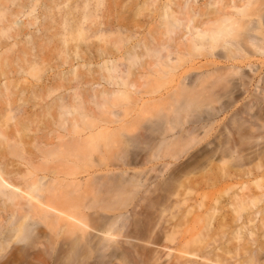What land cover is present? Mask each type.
<instances>
[{
  "label": "bare ground",
  "instance_id": "1",
  "mask_svg": "<svg viewBox=\"0 0 264 264\" xmlns=\"http://www.w3.org/2000/svg\"><path fill=\"white\" fill-rule=\"evenodd\" d=\"M81 1V5L79 4L80 6H78V3ZM81 1H78L77 4H73L75 6H73L71 3L70 5H72V7L70 8L71 10L73 9L72 13L71 11L66 12L69 8L64 11L66 13L62 11V15L60 13L61 16H58L59 20L54 18L55 13L50 14L48 9L49 7H45L46 11L42 13L45 15V17H48L47 19L49 20L52 19L51 15H54L53 21L51 22H54L55 25L53 23L52 26H50V21H46L48 22V25L43 24L41 31L43 30L42 32L46 34L52 28L54 29L53 33H51V37L55 36L57 38L59 36L63 41V46L65 47H63L61 50V54L64 52V55L68 56L71 54L69 53V49H72V52H74L72 54L76 58L80 57V59L83 58L84 60L94 59L99 61L95 64V67L92 66V68L88 66V68L83 70V72H80L79 70L82 68L84 69L87 65L84 66V64H80L82 65V68L79 69L78 64L77 66H74L69 72L62 71L64 73L61 72L60 76H57V79L55 78L56 76L53 77V80H51L52 82L50 83H48V80L51 78H47L48 82L45 81L46 84H39V88H42L41 91H39L40 89H35L34 87L36 86L30 85L31 83L29 84L33 87V89L30 88L31 92L28 91V95H33L30 97H33L35 102V97H37V99L41 98V101L42 98L44 99L49 98V96H53L49 100L47 99L48 101L44 99L47 101L44 105L42 102L43 100L41 101V106L39 104L33 103L34 105H38V107L40 106L39 108L42 109H39L41 111V115L39 114V111H37V115L39 114L40 118L43 115L42 117L45 119L41 118L42 121H40V118H37L41 123L36 119L35 121L33 120L32 115L34 116L35 114L36 106L30 102L33 101L31 100L32 98H30V101H28L30 105L32 104L35 107L31 108L34 112L28 107L29 103L27 100L26 101L28 104L26 101H24L20 105H15L14 102L11 101L9 98L11 94L9 93L13 92L12 90L10 92V88L12 89V87L10 86L11 83L9 84V82L12 81L8 82V79H5L3 84H0V138L2 139L0 140V251H5L12 242L15 244L18 243V241L21 243L22 241L26 240V238L30 237L29 235H31V232L36 228L33 226L36 224H41V226L45 227H42V229H46V231L39 227H37V230L39 228V230L41 229L42 232L44 231V233L47 232V234L52 235H48L52 237L51 239H55L57 236L60 237V239H64L67 237H64V234L67 233L69 235L67 237L69 240L66 242L69 244V250L67 249V246H65L66 243H64L62 245L66 247L64 251L67 249V254L65 252L62 253H65L66 255L64 262L67 260L68 264H70V262L73 261L72 259H75V257L77 259V257H79L82 252H84V254L88 253L89 251L92 252L90 249L92 246H94V243L91 245V241L93 242L94 239L92 240L91 238L93 237L91 236L94 235L93 232L96 231L94 229L98 226L99 227L94 235V242H96V239H98L96 237L100 238L98 241L102 239L101 237L108 238L109 240L112 237L114 238V234H120V232H115V227L120 222V224L122 225L123 223L124 226V220L127 217H125L126 214L124 212L123 214L121 210L127 206L128 198L133 196V198L135 197L141 202L137 200L139 204L136 202L133 205H136V210L134 211L133 207L131 209L133 210L132 212L135 217H132V220L130 221H132L134 225L130 221L129 223L134 226H132L134 228L132 231H136L135 234L138 235V237H132L135 238L136 241V237L139 241L142 240L137 242L142 244V248L146 246V251L140 252L142 250L140 249L141 247L138 248V244L136 245L135 243H131L133 242L131 240L134 239L128 238L129 236L127 234L126 235L128 237L125 235V238L129 239L128 243L131 241L130 243L132 245L135 244L137 246L138 251L135 249V251L133 250L136 256L138 255L137 253H140L137 257L138 260L135 258V255H133L135 260L133 258L132 260L138 264H151L152 259L154 260L157 257L156 260H158V258H160V256L158 257L159 246L157 245L158 249L156 248L157 250H155V253L157 252L156 256L155 253H152L154 258H152L153 256L151 253H149L151 249H149L150 247L148 246L153 244L152 246L154 247L155 243H160V247L165 245V249L170 247L167 245V243L173 242V235L174 232H176L174 231L176 228L175 226L178 225L180 219L183 220V216L185 214V210L183 209L187 207L184 205L186 204L187 198L191 196L190 193L192 188L194 189L201 187L203 184L205 186H213L216 184L215 182H226V180L236 178V176L240 178L241 176H245L247 178L253 176L255 178L250 182L251 184L248 182L242 184L239 187L241 192L235 194L233 193L234 195L232 194V201L229 202L231 203V207H229L231 208V214H229L231 221L229 220L230 222H226V220L229 218L227 213L230 210L226 213L228 218L226 220L223 219L225 221L224 222L219 221L220 219L222 220L221 217H219L220 219H217L219 216L217 213L219 211H217V209L219 207L217 208L216 206V209L215 206L212 207L211 210L209 209V212H206L207 218H205L206 216H203L204 219L202 220L204 224L205 222L206 224L204 225L202 223L201 226L199 225V229L196 230L195 233L193 232L194 234L193 237L191 236L192 238L185 241L183 239L182 241L184 242L179 240L176 247H178L177 251L181 254L180 256H174L175 258L173 259L180 261L179 259H183L181 257L185 254V256H204L201 258L207 257V259L210 257L211 259H209L211 261L213 259L214 262L218 264H262L261 261L264 260V218L262 217L264 215L262 216L261 214H264V208L262 205L260 208L258 204L260 202L264 203V141L263 144L261 143L262 145H257V148L254 149L251 148L256 147V145H251L252 147H249L247 146V143H249V139L251 140L255 133L260 131L264 132V117L261 118L264 115V108L260 107L261 110H257L259 108H255L253 111L252 105L248 104L249 100L246 102L245 100L247 99L245 98L250 99L252 104H260V97H262V100L264 101V65L256 66V64L252 63L250 59L257 55L264 57V0H132L129 7L135 9L140 8L139 10L145 7L153 9L150 11L155 12V17L158 19L157 28L154 31L151 29L148 37L141 36L138 37V40L136 38L137 41L133 44H131L130 40L133 41V38L134 36L136 37V35L131 34V31H127L130 33L129 35L127 34L125 30L126 28L124 29L125 24L120 19V15L118 13L121 10L119 8L126 4V1L125 3L123 2L124 4L121 3L122 0H109L108 3L104 0H92L94 3H92L91 0ZM24 3L22 2V4H18L21 10L24 7L27 8L26 4L28 2L23 5ZM45 3L46 2H44V4ZM28 4L30 5L31 3L29 2ZM32 4L34 5H30V7L31 9H34L35 3ZM51 4L54 5L52 6ZM51 4H49L51 9L54 7L59 8L58 0H51ZM0 6L2 5L0 4ZM77 6L80 8L77 9ZM74 9L78 10L80 13H76L75 11L76 16L77 14L78 16L80 15L77 19L75 18L76 16L74 17L75 14H73ZM123 9H125V6ZM0 10V15L3 16L0 18L4 19L6 11L1 8ZM139 10L137 12H139ZM24 11L25 10H23V13ZM21 12L22 11L17 14H21ZM29 13L31 14V12H28L27 15H29ZM12 15L10 14V17H12ZM69 15L70 17H68ZM256 16L261 18L262 21L255 22L253 17ZM13 17L17 16L14 15ZM45 17L44 19H46ZM10 20L11 19H9V21ZM88 20L90 21L89 23H94L92 27H90L91 24L86 26V21ZM11 22L12 24L16 25L15 29L18 27L20 33L24 32V29L27 27L29 28V26H27L28 23L29 25L36 23L35 21H30L31 23H26V28H24L25 26H23L22 21L17 18L13 19V21L11 20ZM5 25L7 26V24ZM31 26L33 27V25ZM58 26L60 27V31L57 29ZM126 27L128 29V24H126ZM9 29L10 28H8V30ZM0 30H3L2 32H4L5 28ZM10 30L13 29L11 28ZM128 30H130V28ZM88 32L90 34H88ZM125 32L127 35H124ZM256 32L257 34H255ZM16 33L14 34L15 36L17 35ZM24 34L29 35L26 31ZM73 34L76 36L75 38L72 37ZM91 36L96 37L99 41L94 45L84 44V49L86 50L81 53L80 50L84 46L82 42L88 40ZM48 37H50V35L46 36V38ZM69 39L75 40V44L73 46H69ZM47 40L49 41V39ZM20 41L23 42V40ZM23 52L24 55L22 57H24L25 60V57L29 52ZM2 53L5 54L4 52H0V55ZM69 57L70 56H68L67 59H69ZM33 58L35 62L36 60H41V58H37L36 56ZM35 58L37 59L35 60ZM28 60H26V62ZM33 62L29 60V62H27L28 65H26V68ZM67 63H69L68 60ZM34 65H31V68H35ZM254 66H256V68H253ZM19 67L23 71L24 66L16 67L18 68L16 72L21 74ZM51 67L53 68V66H50V68ZM28 68L31 69L30 67ZM190 69L198 70L199 72L194 73V75L192 73L193 76L189 77L188 72ZM4 70L5 69H3L1 75L7 76V73L6 71L4 72ZM12 70L13 68L11 71ZM11 71L10 74L13 72ZM158 80H168L174 84L170 86V88L167 89L163 94L158 96L148 95L152 94L153 92H147L145 88L147 83ZM252 81H258V84L255 85L256 87L254 91L251 89ZM54 83L58 85V87H56ZM229 86H232L230 90L228 89L230 88ZM61 87H63V89L65 87L67 92L64 94L54 95L53 92L57 91ZM25 89L29 90V87L28 89ZM25 89L24 91H26ZM21 93L23 94V91H21ZM21 93L20 95L22 97L27 92H25L23 95ZM52 93L53 95H51ZM227 93L230 97L228 100H226L229 98L227 97ZM142 94H147L149 98L143 100V96L145 95ZM19 96L18 100H21L23 97L21 98ZM223 96L227 98L224 99L222 98ZM241 96H243V100L245 99V103L242 102V107L238 108V111L232 110L233 112H236V114L243 113L245 115V118H243V114L238 115V117L235 115V117V113L232 112V116H234L233 118L245 120H243V125H241L242 122H240V125L238 126L240 128L237 127L239 120L237 125L232 124L233 121L236 122V119H232L231 126L229 125L230 123H226L225 128H227L228 131L226 132V129L224 128L226 132L225 133L224 130L221 129L224 134L219 132L221 131L219 130L218 132L220 133L221 137L217 133L216 137L218 139L215 140L216 137L214 138L216 141V144L214 142V147L217 148L216 146H218V148L216 150L214 148L213 151L211 149L213 146H211L212 142H207L208 145L206 146L208 147L210 145V147L208 149H206L205 146L204 147L207 151H209V153L206 155L205 153L207 151L201 149V151H205L204 156L206 158H203V161L192 158L193 155L191 157L192 161H187V163L180 162L177 164L175 163L176 165H170L168 162H166V160L165 162L163 161L164 163L162 162L163 164H161L165 167L166 172L163 176V179L160 181L161 184L165 185V189H163L162 186V190L156 189L157 186H159L157 182V185H154L156 188H147L148 185L146 182L148 180L147 183H149L150 179V176H148V171H152L154 166V163H152L151 160L158 161L163 160L166 157H175L174 155L170 154L172 153L171 148H174L175 145L178 146V144L180 148H178V151L177 149L175 150L177 151L176 155H180L178 152H181L182 155L183 152L181 150L183 149L185 152V149L189 148L188 145L193 141L195 134L197 133V127L193 124L188 125V120H190V123H195L193 119L195 112L198 109H204L208 111L210 110L209 113L211 112L212 115V113H214L213 110L221 112L222 110L231 109L237 102V99H239ZM220 98L224 99L222 100L223 102ZM25 99H27V97ZM15 101H17V99ZM139 101L141 102V106L138 107L136 110L137 112L135 113V109L133 107L136 106ZM176 102L178 103L175 106ZM257 104L254 105V107L259 105ZM90 105L92 108L94 105L96 110H94L95 107L93 109L90 108ZM151 105H161L162 108H155L161 109L162 111H167V114H171V117L167 116V114L166 117L159 116L163 119L167 118L165 119L167 123L160 118L163 120V122H165L164 125L166 126L162 127L163 129L161 128L157 132V145L152 141V150L148 148V150H151L152 155L149 156V158H144L142 162V159H139L141 164L139 163L138 166L141 165V167L137 169L135 167L137 166L136 160L131 159L129 156L127 157L126 144L130 142V137L128 138V134L125 133L123 127L126 124H128L126 127H130L131 124L136 125L135 121L140 120L138 114L140 116L143 115L142 113L145 111L146 107H150ZM130 106L132 107L130 108ZM114 107H124V110L130 108L129 112L131 113V111H134L133 113H135L136 118L138 117V119L133 116L130 118V120H126V122L124 120L123 123V117L120 118V114L114 111ZM152 107L153 106H151V108ZM99 109L101 111L104 109L103 112L108 111L109 113L107 112V114L112 115L114 120L111 119V121H108L107 118H102L97 113ZM188 109L194 111V114H192V112L189 110L190 115H194L193 119H191L192 115L189 118L187 117L189 114L186 113V110ZM151 110H153V108ZM162 111L157 114L158 119L159 114L166 113L164 111L163 113ZM208 111L204 112L208 113ZM240 111L242 113H240ZM260 111L263 112V115L261 116L259 115L261 113ZM197 112L204 113L202 110H198ZM18 115L21 116L20 121L17 119ZM37 115H35V117ZM211 115L208 117L211 118ZM208 117L205 119L203 117L202 121L206 122L209 119ZM197 118L198 117L195 118L196 121L199 120ZM9 119L10 121L13 120V125L11 126L12 129L9 127ZM150 119L152 120V118ZM201 119L199 121H201ZM30 120L33 121L31 122ZM36 121L40 124H36ZM43 121H45V127L41 126ZM173 122L177 123L178 125L174 124ZM111 123H117V125L113 128H110L108 124ZM38 125H40V127ZM134 125H131V127L134 128ZM176 126H179L177 131H175ZM133 128L132 130H136ZM122 129L124 131L123 133H125L123 135V144L125 146L121 147L122 156L118 157L115 163L114 161H111L114 163L113 165L110 162L114 169L112 168L109 170H104L107 172L102 174L103 176H99L98 173L94 174L98 170H92L93 168L91 167L101 165L103 161H94L96 163L95 165L94 162L92 165L87 163L88 161H91L92 153V149L90 150L87 147L89 141H93V137H96L99 135V133L104 134V131H107V133L112 130L119 132ZM232 130L238 131V134L240 133L242 137L241 135H239L240 137L237 135L236 137H233L232 135L234 133ZM115 132L114 134H116ZM228 132L233 134L230 135V138L232 137L231 139L226 140V135ZM132 134L136 135V133ZM235 134L237 133L235 132ZM141 135L143 134L139 132L137 133L138 138H140ZM223 135H225V137ZM222 136L225 138L224 140L222 139ZM259 136L261 135H258L257 137L259 138ZM22 137H24L26 142L24 139L21 140ZM141 137L145 138L144 136ZM149 141H151V139ZM148 142L146 143L148 144ZM92 144L93 143L91 142V145ZM147 144L146 146L149 147V144ZM154 145L156 146L154 147ZM91 147H93V145ZM167 148L170 149V153L168 152L169 150ZM197 152L196 153L198 155L200 151L198 150ZM197 155H195V157H198ZM201 155L203 156V154ZM9 156L12 158H9ZM199 157L201 158V156ZM146 159H149L151 163ZM147 164H150V166L148 167ZM200 170H203L202 173ZM81 172H87L90 179L92 178L93 187L91 188H93V190L90 188L91 192L89 191L88 186H86L90 184V182H88L90 179L88 177L84 180L78 178L77 175ZM145 185L147 186L145 187ZM252 185L254 188H257V192L250 188ZM85 186L89 192H86V189H84ZM104 187L105 189L103 190ZM227 187L230 186L228 185ZM230 189H224L225 191L223 192L227 194V190ZM79 192L80 195L83 194V196H81L83 198L82 201L85 199L88 200H85L87 202L83 201V203H80V201L79 204L81 205H77L78 200L81 198H77L76 196V194L78 195ZM92 192L98 199L92 198L94 197ZM217 193H220V191ZM215 197L217 196L215 195ZM88 198H91L90 201ZM92 199H94L95 202L97 201L101 203H94ZM216 203L218 204L217 201ZM97 204L102 205L99 206V209L101 208L102 211L108 212L106 214H104V212L101 210L100 212L103 214L97 213V211L92 212L94 210V205L97 207ZM91 205L93 209L90 212L88 210H91ZM81 206L84 210H80ZM109 211H111L112 214H109ZM186 211L188 212L187 209ZM251 214L254 216L252 217ZM257 214L261 215V224L259 225L260 228L263 229V238L261 239H257L258 237L254 238L253 234L255 231L253 232V230H249L251 228L248 226V223L254 221ZM92 216L96 219L99 218V225L97 224L96 226L94 224L95 218ZM130 217H128V220ZM238 221H241L242 223L238 225ZM190 222L192 221L190 220ZM233 222L236 224L232 230L230 228L233 225ZM92 223L94 224V229L90 225ZM129 223H127L128 226ZM180 223H182V221H180ZM227 226L229 227L227 228ZM88 228H90L92 232ZM127 228L131 229V226ZM124 229L126 233H128L127 229ZM88 230L91 232V234ZM242 230H245V232ZM226 231H228V234L225 233ZM62 233L64 238L61 237ZM229 234H231V236ZM255 235L256 232L254 236ZM38 236L37 238H39ZM248 236L252 237L249 238ZM45 237L46 236L44 234L41 236L42 239L44 238L47 240ZM50 237H47V244L49 241H52ZM176 238L178 237H175V240ZM135 240L134 242H136ZM233 240L238 243H233ZM44 241L40 243H46ZM64 241L65 240H63L62 243ZM80 241L82 243H80ZM101 241H103V239ZM96 243L98 244L99 242ZM96 243L95 245H97ZM163 243L166 244L164 245ZM216 243L218 244L216 247H214V244ZM101 244L103 245V243ZM131 244H129L130 247ZM211 244L214 245L212 248ZM249 244L254 245V247H249ZM136 246L133 247L136 248ZM10 247L12 246L10 245ZM98 247L99 246H97V248ZM147 249H149V251ZM124 252L126 253V251ZM146 252H148V254ZM161 254H163L162 251ZM130 262L132 261L130 260ZM135 262L134 264H137ZM155 262L157 261H153V263ZM128 264L130 263L128 262Z\"/></svg>",
  "mask_w": 264,
  "mask_h": 264
},
{
  "label": "rangeland",
  "instance_id": "2",
  "mask_svg": "<svg viewBox=\"0 0 264 264\" xmlns=\"http://www.w3.org/2000/svg\"><path fill=\"white\" fill-rule=\"evenodd\" d=\"M2 1V0H1ZM0 1V2H1ZM4 1H5V3H4ZM20 1V2H19ZM33 1V2H32ZM60 1V2H59ZM77 1V2H76ZM78 1H81V0H58V7L59 8H50V5L49 4H51V0H3L0 4L3 6H0V8L1 9H4V11H6L5 12V18L3 19H1L0 18V29H3V28H5V31L6 30H8V28H12L13 30H8L7 32H2L1 30H0V52H4L5 54H1L0 55V75H1V73H2V71H3V69H5L4 70V72L6 71V73H7V76H3V75H1L0 76V84H3V81L5 80V79H8V82L9 81H12V82H14V83H12V82H9V84H10V86L12 87V89L10 88V92H11V90H12V92L13 93H15V94H13V93H9V94H11L10 95V99H11V101H13L14 102V104L16 105H20V104H22V102H24V101H30V98H32L31 100H33V101H30V102H32V104L33 103H36V104H39L40 106H41V104H42V102H43V105L51 98V97H53V96H49V98H44V99H48L47 101L46 100H44L43 98H42V102L40 101V99L41 98H38L37 99V97H35V99H36V102H35V100H34V98L33 97H30V96H33V95H28L29 94V92H31V89H33V85L34 86H36V87H38V88H36V87H34L35 89H40L39 91H41L42 90V88H39L40 86H39V84H46L45 83V81L46 82H48V83H50V82H52L51 80H53V77H55L56 79H57V76H60V74H61V72L62 71H65V72H69L74 66H77L78 64V66H79V69L80 68H82L81 66L84 64V66L85 65H87V66H85V68L83 69H80L79 71L80 72H83V70H86L87 68H88V66H90V67H95L96 65V63L99 61V60H94V59H91V60H84L83 58H81V59H83V60H81L80 59V57H78V58H76L72 53H74V52H72V49H69V53H71L70 55H68V56H70L69 57V59H67V57L68 56H65L64 55V52H62V54H61V50L63 49V41H62V39L58 36L57 38L55 37V36H53V37H51L52 36V34L51 33H53V31H54V29L52 30H50L49 32H47L46 34L44 33V32H42L41 31V29H42V27H43V24H46V25H48V22H46V21H50V26H52V24L54 23V22H51V21H53V16H54V18L55 19H58L61 15H62V11L64 12L66 9H68L66 12H70L71 11V13H72V10H71V8L70 7H72V5L73 4H77L78 3ZM105 2H107L108 3V1L109 0H104ZM125 1H126V4H124L125 3ZM137 1V0H136ZM22 2L24 3L23 5H25L27 2L29 3H31L30 5H34V4H32V3H35V6H34V9L32 8L31 9V7H30V5L27 3L26 4V6H27V8L26 7H24L22 10L19 8V5L20 4H22ZM44 2H46L45 4H44ZM91 2L92 3H94V1H92L91 0ZM124 2V3H123ZM128 2V3H127ZM130 2H132V0L130 1V0H122V4H124L123 6H121L119 9H121L118 13H119V15H120V19L124 22V24H125V27H124V29L126 30V32L127 31H131L132 33L131 34H135L136 35V37L134 36V38H133V41H131L130 40V42H131V44H133V43H135L137 40H138V37H141V36H146V37H148L149 36V32H150V30L152 29L153 31L157 28V26H158V19H157V17H155L156 15H155V12H151L150 10H153V9H149V8H147V7H145V8H143V9H141V10H139V9H135V8H131V7H129L130 6ZM16 3H17V5H16ZM72 3V5H70ZM81 3H82V1L81 2H79L78 3V6H80L81 5ZM80 4V5H79ZM10 5V6H9ZM52 6L54 5V4H51ZM127 5V6H126ZM16 6V7H15ZM29 6V7H28ZM44 6V7H43ZM68 6V7H67ZM73 6H75V5H73ZM77 6V7H78ZM125 6V9H123V7ZM45 7H49L48 9H49V11H50V14L51 13H55L54 15H51V17H52V19H47L48 17H45V15L43 14L45 11H46V9H45ZM11 8V9H10ZM15 8V9H14ZM30 8V9H29ZM42 8V9H41ZM80 7H78L77 9H79ZM142 8V7H141ZM6 9V10H5ZM122 9H123V12H122ZM9 10V11H8ZM13 10H15V11H13ZM22 11L21 12V14H17V13H19L20 11ZM23 10H25L24 11V13H26V14H24L23 13ZM34 10V11H33ZM139 10V12H137ZM3 11V10H2ZM19 11V12H18ZM27 11V12H26ZM33 11V12H32ZM53 11V12H52ZM75 11H76V13L78 12V10H75L74 9V11H73V14H75L74 15V17L76 16V13H75ZM80 11V10H79ZM28 12H31V14L29 13V15H27L28 14ZM43 12V13H42ZM66 12H64V13H66ZM0 13H1V10H0ZM12 13H13V15H12ZM60 13H61V15H60ZM79 13V12H78ZM153 13V14H152ZM3 14H4V12H3ZM10 14L12 15V17H10ZM80 14V13H79ZM17 16V17H13V16ZM70 15H72V14H70ZM70 15L68 16V17H70ZM117 15V14H116ZM115 15V16H116ZM2 15H0V17H1ZM43 16V17H42ZM59 16V17H58ZM77 16H78V14H77ZM75 17L76 19L77 18H79V16L78 17ZM3 17V16H2ZM10 17V18H9ZM44 17L46 18V19H44ZM57 17V18H56ZM15 18H17V19H19L20 21H22V24H23V26H25L24 28H26V23H28V22H30V21H35L36 23H34V24H30L29 25V23H28V25L27 26H29V28L27 27L26 29H24V32L26 31V32H28V34L29 35H27V34H24V32H21L20 33V30L18 29V27H16V29H15V26L16 25H14V24H12V22H11V20L13 21V19H15ZM9 19H11L10 21H9ZM33 19V20H32ZM54 19V20H55ZM253 19H254V21L256 22V21H262V19L261 18H259V17H253ZM59 20V19H58ZM116 21H118L117 19H115ZM24 21V22H23ZM45 21V22H44ZM90 21L88 20V21H86V26H89L91 23H89ZM31 23V22H30ZM5 24H7V26L5 25ZM12 24V25H11ZM25 24V25H24ZM126 24H128V29L130 28V30H128L127 29V27H126ZM14 25V26H13ZM31 25H33V27L31 26ZM54 25H55V23H54ZM57 25V24H56ZM92 25H94V23L93 24H91V26L90 27H92ZM3 28H2V27ZM58 30L60 29V27L58 26V28H57ZM262 30V29H261ZM263 30H264V28H263ZM262 30V31H263ZM60 31V30H59ZM124 31V30H123ZM122 31V32H123ZM17 32V33H16ZM126 32L124 33V35H129L130 33H128L127 32V34H126ZM264 32V31H263ZM17 34L16 36H17V38H16V36L14 35V34ZM18 33H20V34H18ZM4 34H5V36H4ZM88 34H90L89 32H88ZM255 34H257V32L255 33ZM9 35V36H8ZM18 35H19V37H18ZM28 37H30V38H28ZM42 35V36H41ZM49 36L50 35V37H48V38H46V36ZM8 36V37H7ZM3 37V38H2ZM5 37V38H4ZM25 37H27L28 38V40H27V38H25ZM39 37H41V38H39ZM54 37H55V39H54ZM72 37L73 38H75L76 36H74V34L72 35ZM10 38V39H9ZM25 38V39H24ZM46 38V39H45ZM50 38H52V39H50ZM136 38H137V40H136ZM16 39V40H15ZM38 39V40H37ZM47 39H49V41L47 40ZM20 40H23V42L22 41H20ZM51 40V41H50ZM29 43H28V42ZM78 41H80V40H78ZM99 40L96 38V37H93V36H91L88 40H86V41H81L82 43H83V45L84 44H92V45H94V44H96L97 42H98ZM15 42H17V43H15ZM27 42V43H26ZM51 42V43H50ZM129 42V43H130ZM13 43V44H12ZM68 43L70 44L69 46H73L74 44H75V40H71V39H69L68 40ZM73 43V44H72ZM4 44V45H3ZM263 44H264V42H263ZM42 47V48H41ZM5 48H7V49H5ZM10 48V49H9ZM29 48V49H28ZM65 48V47H64ZM85 48V45L82 47V49L80 50L81 51V53L82 52H84V50H86V49H84ZM9 49V50H8ZM33 49V50H32ZM6 50H8V51H6ZM23 51H25V52H29V53H27V55H26V59L24 60V57H22L23 55H24V52ZM31 51H32V53H31ZM42 51V52H41ZM21 52H23V53H21ZM17 53H19V54H17ZM21 53V54H20ZM41 53V54H40ZM43 54V55H42ZM18 55V56H17ZM29 55H31V56H33V57H37V58H41V60L39 59V61L38 60H36L37 58H35V60H36V62L33 60L34 58L33 57H31V56H29ZM3 56V57H2ZM64 56H65V58H64ZM87 56V55H86ZM16 57H20V58H16ZM16 58V59H15ZM73 58H75V59H73ZM253 58V59H252ZM252 58H250L251 59V62L252 63H254V64H256V66L257 65H260V66H262V65H264L263 63H264V57H262V56H259V55H257V56H253ZM31 61V62H33L31 65L33 66H35V68H38V69H35L34 67V69L33 68H31L32 66L30 65V63H29V65L30 66H27V68H26V65H28V63L27 62H29V60ZM45 59V60H44ZM63 59H65V60H63ZM26 60H28L27 62H26ZM67 60L69 61V63H67ZM93 60V61H92ZM18 61H20V62H18ZM43 61H45V62H43ZM65 61H66V63H65ZM84 61H85V63H84ZM263 61V62H262ZM25 63H27V64H25ZM87 63V64H86ZM25 64V65H24ZM80 64H82V65H80ZM91 64V65H90ZM7 65V66H6ZM21 66V67H23V69L25 70V72H24V70L22 71L21 69H20V67H19V70H21L20 72H21V74L20 73H18V72H16L17 70H18V68H16L17 66ZM23 65V66H22ZM6 66V67H5ZM50 66H53V68L51 67L50 68ZM256 66H254L253 68H256ZM28 67H30L31 69H29ZM92 67V68H93ZM264 67V66H263ZM13 68V72L11 71V69ZM15 69V70H14ZM68 70V71H67ZM10 71L13 73H11L10 74ZM14 72H15V74H14ZM23 72V73H22ZM85 72V71H84ZM197 72H199L198 70H194V69H190L189 70V77H192L193 75H194V73H197ZM62 73H64V72H62ZM192 73H193V75H192ZM17 74V75H16ZM64 75V74H63ZM47 78L49 79V78H51V79H49L48 81H47ZM17 80V81H16ZM25 81V83L27 84H25L24 83V81ZM156 80V79H155ZM21 81H22V83H21ZM17 82H18V84H17ZM42 82V83H41ZM16 83V84H15ZM20 83V84H19ZM31 83V84H30ZM14 84V85H13ZM24 84V85H23ZM32 85V86H30V85ZM35 84H37V85H35ZM174 83L173 82H170V81H168V80H158V81H150L149 83H147V86L145 87L146 88V90H147V92L148 93H150V92H153L152 94H148V95H153V96H158V95H160V94H163L167 89H169L170 88V86H172ZM256 84H258V81H252V84H251V89L254 91V89H255V85ZM16 85V86H15ZM19 85V86H18ZM54 85L56 86V87H58V85H56L55 83H54ZM232 85V84H231ZM9 86V87H10ZM23 86V87H22ZM17 87V88H16ZM22 88V89H20V88ZM28 87H29V90H26L25 88H27L28 89ZM230 88H228L229 90L231 89V87L232 86H229ZM31 88V89H30ZM16 89H19V90H16ZM24 89L26 90V91H24ZM38 90H37V92H38ZM17 91H18V95H17ZM21 91H23V94L25 93V92H27V93H25L24 95H25V97H24V95L21 93ZM29 91V92H28ZM36 92V93H37ZM65 92H67L66 90H65V87H64V89H63V87H61V88H59L57 91H55V92H53L54 93V95H58V94H64ZM20 93L23 95L22 97H21V95H20ZM53 93L51 94V95H53ZM56 93V94H55ZM30 94H32V93H30ZM256 94H258V93H256ZM20 95V96H19ZM28 95V96H27ZM142 95H145V96H143V100H145V99H148L149 97H148V95L147 94H142ZM227 97H229V94L227 93ZM18 96L19 97H21L22 99L21 100H18ZM261 96V95H260ZM260 96H256V97H260ZM27 97V99H25ZM44 97H45V95H44ZM227 97H225V96H223L222 98H227ZM242 97V98H241ZM241 97H239V99H237V102L234 104V106L231 108V109H226V110H222L221 112H217V110H213V112L214 113H212V115H211V112L209 113V111L208 110H204V109H198V110H202L203 112L204 111H208V113L206 112H204V113H201V112H195V116L194 115H192V114H194V111H191L190 109H188V110H186V113L187 114H189L187 117L189 118L191 115V119H193V116H194V119H193V121H195V123H190V120H188L189 121V123H188V125L190 124V125H195L197 128V130H196V134H195V138L193 139V141L188 145L189 146V148L188 149H185L186 151L184 152L183 151V149L181 150L183 153H182V155H181V152H178V153H180V155L179 154H177L176 155V153H177V151H178V148H180V146H179V144H178V146H174V148L172 149L171 148V152L172 153H170V149H168L169 151V153L170 154H172V155H174L175 157H177L176 159H174L175 157H169V158H164L163 160H158V161H156V160H151L152 161V163H154L153 165V170L151 171V170H149L148 171V176H150V179H149V183H147L148 182V180H147V182H146V184L149 186H147V185H145V187L147 186V188H153V187H155L154 185L156 184V182H157V184L159 185V186H157V188L156 189H161L162 190V187H163V189H165L164 187H165V185H163V184H161V181L160 180H162L163 179V176L165 175V172H166V169H165V167L162 165L164 162H165V160H166V162H168L170 165H174L175 163L177 164V163H182V162H185V163H187V161H192L191 160V157H192V155H193V157L192 158H196V160H198L199 159V161L200 160H202L203 158L205 159L206 157L204 156L205 154L207 155V153H209V151H207L206 149H208L209 147H210V145L207 147L206 145H208L207 144V142L209 143H211V149L213 150L215 147H214V142H215V144H216V141L215 140H217L218 138L216 137L217 136V133L220 135V133L219 132H221V133H223V131L221 130V129H223L224 130V128L226 127V123H230L229 125L231 126L232 124H236L237 125V123H238V120H239V118L238 119H236V118H233L235 115L238 117V115H242L243 113L241 112L242 110L241 109H239V110H241L240 111V113H242V114H236V112H233L232 110H237L238 111V108H240V107H242V102H244L245 103V101L247 102L248 100L250 101H248V104L249 105H252V110L254 111V109L256 108H259V109H257V110H261V108H264V106H263V100H262V97H260V101L259 102H261L258 106H256V107H254V105H256V104H252V102H251V100L250 99H248V98H245V99H247V100H243V96H241ZM157 98V97H156ZM216 98V97H215ZM222 98H220L221 99V101L222 100H224V99H222ZM17 99V101H15ZM23 99H25V100H23ZM228 99H230V97L229 98H227L226 100H228ZM262 100V101H261ZM27 101H26V103H27ZM29 101H28V103H29ZM38 101V102H37ZM39 101H40V103H39ZM254 101V100H253ZM18 102V103H17ZM223 102V101H222ZM255 102V101H254ZM25 103V104H26ZM27 103V104H28ZM141 102L139 101L138 103H137V105L136 106H134L133 108L135 109L134 111H135V113L137 112L136 110L138 109V107H140L141 106V104H140ZM177 103L178 102H176V104H175V106L177 105ZM243 103V104H244ZM27 104H26V106H27ZM30 105V103H29V105L31 106H29L28 105V107L31 109L32 107L33 108H35L34 106H36V108H35V114H34V116L32 115V117H33V120L35 121V119L37 120V121H39V119H37V118H40L39 117V114L41 113V111L40 110H42V109H40L39 107H38V105ZM217 104V103H216ZM215 104V105H216ZM92 105V104H91ZM91 105H90V108H92L91 107ZM131 105H134V104H131ZM128 106V105H127ZM149 106V105H148ZM146 107V109H145V111L142 113L143 115H139L138 114V117H140V120L138 121V120H136L135 121V123H136V125H134V124H131V125H134V128L136 129V130H132V128L133 127H131V125H130V127H126V126H128V124H126L124 127L126 128V130H125V128L123 127V129H124V131H125V133L126 134H128V138L130 139V142L129 143H127L126 144V149H127V157L129 156L131 159H133V160H136V164H137V166H135L137 169H139V167H141V165H139L138 166V164L140 163V160L139 159H142L141 160V162L144 160V158H149V156H151L152 155V153H151V148H152V141H153V143L154 144H156L157 145V142H158V139L156 138V136H157V132L162 128V127H165L166 125H164L165 124V122L167 123V121L165 120V119H167V118H165V119H163V118H161L162 116H165L166 117V114H167V111H164V112H166L165 114H159L158 115V117L159 116H161V117H159V119L157 118V114L158 113H160V111H162L161 109H157L158 107L159 108H162L161 107V105L160 106H157V105H151V106H153L152 108H153V110H151L152 108H151V106L150 107ZM95 106L93 105V108H94ZM132 106H130V108H131ZM136 107V108H135ZM155 107H157V108H155ZM261 107V108H260ZM92 108V109H93ZM120 107H114L113 109H114V111H116V112H118V114H120V118H122L123 119V123H124V120H125V122H126V120H130V118L131 117H133V116H135V118H136V115H135V113H133L132 111H131V113L129 112L130 110V108H127V109H125L124 110V107L122 108H120ZM125 108H126V106H125ZM151 108V109H150ZM237 108V109H236ZM40 109V110H39ZM112 109V110H113ZM117 109V110H116ZM147 109H148V111H147ZM94 110H96V107L94 108ZM103 110L104 109H102V111L99 109L98 110V114L102 117V118H107V120L109 121H111V119L112 120H114V117L112 116V115H108L107 114V112L105 113V112H103ZM127 110V111H126ZM132 110V109H131ZM150 110V111H149ZM156 110V111H155ZM159 110V111H158ZM192 112V114L190 115V111ZM31 111H33V109H31ZM37 111H39V114L37 115ZM99 111H101L102 112V114H101V112H99ZM162 111V112H163ZM212 111V110H211ZM253 111H251V112H253ZM263 111V110H262ZM262 111H260L261 113L259 114L260 116L261 115H263L264 113L262 112ZM34 112V111H33ZM94 112H96V111H94ZM163 112V113H164ZM235 113L234 114V116H232V114L233 113ZM109 113V112H108ZM263 113V114H262ZM152 114H153V116H152ZM156 114V115H155ZM203 114H205V115H203ZM206 114H208V115H206ZM211 115V118L210 117H208V116H210ZM35 115H37L36 117H35ZM41 115V114H40ZM171 115V114H170ZM169 114H167V116H170ZM19 116V115H18ZM17 116V119L20 121V119H21V116H19L18 117ZM43 116V115H42ZM41 116V118H43V119H45L44 117H42ZM49 116V115H48ZM48 116H46V117H48ZM109 118H108V117ZM204 117V119L206 118V117H208L207 119V121L206 122H203L202 120H203V117ZM206 116V117H205ZM235 116V117H236ZM245 115L243 114V118H245L244 117ZM50 117V116H49ZM138 117L136 118V119H138ZM146 117V118H145ZM156 117V118H155ZM171 117V116H170ZM180 117V116H179ZM196 117H198L197 119H201V121H199V120H197L196 121ZM240 117V116H239ZM264 117V115L261 117V118H263ZM40 118V121H42V119ZM104 118V119H105ZM145 118V119H144ZM150 118H152V120L150 119ZM163 119L165 122H163V120H161V119ZM241 118H242V116H241ZM46 119H49V118H46ZM232 119L233 120H235L236 119V122L235 121H233V123L231 124V121H232ZM33 120H30L31 122L33 121ZM244 120V119H243ZM243 120L242 119H240L239 120V124L237 125V127L240 125V122H242L241 123V125H243ZM36 121V122H37ZM39 121V122H40ZM138 121V122H137ZM205 121V120H204ZM245 121V120H244ZM36 122H34V123H36ZM39 122H37L36 124H38ZM44 122V123H43ZM42 122V124H44V125H42L41 124V126H44L45 127V121H43ZM246 122H247V120H246ZM13 120H11L10 121V119H9V127H11L13 124ZM41 123V122H40ZM39 123V124H40ZM174 124H176V125H178L177 123H175V122H173ZM35 124V125H36ZM225 126H224V125ZM244 124H246V123H244ZM34 125V126H35ZM117 125V123H111V124H108V126L110 127V128H113V127H115ZM185 125H187V124H185ZM235 125V126H236ZM39 127H40V125H38ZM223 127V128H222ZM133 128V129H134ZM220 128V129H219ZM238 128H240V127H238ZM10 129V128H9ZM11 129H12V127H11ZM123 129L121 130V131H117V132H115V131H109L108 133H107V131H104V134L102 133H99V135H95L96 137H93V141H89V144L91 145V142L93 143L92 145H93V147H91L89 144V146L87 145V147L91 150L92 149V153H91V161H88L87 163L88 164H93V162L95 161H103V163H104V165H103V163L101 164V165H96L95 167H91V168H93L92 170H98L96 173H94V174H99V176L100 175H102V174H105V172H107V171H104V170H109V169H114V167L112 166L115 162H116V160H117V158L118 157H120V156H122V152H121V147H124L125 145L123 144V140H124V134L125 133H123L124 131H123ZM128 129V130H127ZM163 129V128H162ZM177 129H179V126H176V128H175V131H177ZM226 129V132L228 131L227 130V128H225ZM232 129V128H231ZM23 130V129H22ZM132 130V131H131ZM219 130H221V131H219ZM235 130H237V129H235ZM219 131V132H218ZM231 131V130H230ZM233 131V130H232ZM9 132H10V130H9ZM114 132L116 133V134H114ZM122 132V133H121ZM141 133V134H143V135H141V136H144L145 138H142L141 136H140V138H138L137 137V133ZM224 132H225V130H224ZM225 132V133H226ZM235 132L237 133V134H235ZM240 132V131H239ZM120 133V134H119ZM132 133H136V135L134 134H132ZM234 133V134H233ZM233 135L232 134H230L229 132H228V134L226 135V140L227 139H231L230 138V135H232L233 137H236V135L238 136V137H240L239 135H241L240 133L238 134V131H233ZM23 134V133H22ZM21 134V135H22ZM113 134V135H112ZM175 134V133H174ZM224 134V133H223ZM110 135V136H109ZM235 135V136H234ZM258 135H261V136H259V138L257 137ZM263 135H264V132L262 131H260V132H258V133H255L252 137L253 138H251V140L249 139V143H247L248 145L247 146H249V147H252V146H254V145H256V147H252L251 149H254V148H257V145L259 146V145H262L263 144V141H264V137H263ZM23 136V135H22ZM114 136V137H113ZM134 136V137H133ZM224 137H225V135H223ZM223 136H222V139L224 140L225 138H223ZM132 137V138H131ZM136 137V138H135ZM216 137V139L214 140V138ZM220 137H221V135H220ZM241 137H242V135H241ZM257 137V138H256ZM19 138V137H18ZM20 139V138H19ZM24 139V137H22L21 138V140H23ZM151 139V141H149ZM0 140H2L1 138H0ZM28 140V139H27ZM132 140V141H131ZM24 141L26 142V140L24 139ZM149 141V142H148ZM246 141V140H245ZM247 141H248V139H247ZM10 142V141H9ZM146 142H148V144H149V147L148 146H146ZM251 142V143H250ZM257 143V144H256ZM262 143V144H261ZM99 144V145H98ZM147 144V145H148ZM205 144V145H204ZM86 145V144H85ZM152 145V146H151ZM156 145H154V147L156 146ZM252 145V146H251ZM100 146V147H99ZM151 146V147H150ZM188 146H186V147H188ZM206 147V149H205V147ZM216 146V145H215ZM28 147V146H27ZM95 147V148H94ZM147 149H146V148ZM153 147V148H154ZM185 147V148H186ZM202 147V148H201ZM217 148H218V146H216ZM1 148V147H0ZM97 148V149H96ZM99 148V149H98ZM143 148V149H142ZM148 148H150L151 150H148ZM217 148H215V150L217 149ZM95 149V150H94ZM177 149V151H175ZM201 149H203V150H205V151H207L205 154H204V152L205 151H201ZM210 149V150H211ZM154 150V149H153ZM200 151L199 152V154L197 155V151ZM175 151V152H174ZM214 151V150H213ZM153 152V151H152ZM197 152V153H196ZM202 152V153H201ZM191 156H190V155ZM201 154H203V156L201 155ZM195 155H197L198 157H195ZM199 156H201V158L199 157ZM90 157V156H89ZM9 158H12L11 156H9ZM186 158H188V159H186ZM90 159V158H89ZM203 159V160H204ZM146 160H149V159H146ZM178 160V161H177ZM202 160V161H203ZM114 161V163H112V162ZM150 161V160H149ZM151 161H150V163H151ZM164 161V162H163ZM94 162V165L96 164ZM110 162H111V164H110ZM138 162V163H137ZM146 162V161H145ZM163 162V163H162ZM105 163H107V164H105ZM162 163V164H161ZM141 164V163H140ZM175 164V165H176ZM108 165V166H107ZM148 165V167L150 166V164H147ZM152 165V164H151ZM82 166H84V165H82ZM107 166V167H106ZM157 166V167H156ZM103 168V169H101V168ZM105 167V168H104ZM163 167H164V169H163ZM157 168V169H156ZM162 168V169H161ZM168 168H169V166H168ZM167 168V169H168ZM155 169H156V171H155ZM204 169V168H203ZM92 170H90V171H92ZM100 170V171H99ZM102 170V171H101ZM161 170V171H160ZM201 171V170H200ZM199 171V172H200ZM203 171V170H202ZM202 171H201V173H202ZM129 172H130V170H129ZM150 174V175H149ZM163 174V175H162ZM198 174V173H197ZM200 174V173H199ZM78 176V178H80V179H86L87 177L90 179V177H89V175L87 174V172H81L80 174H78L77 175ZM103 176V175H102ZM105 176V175H104ZM239 176V175H238ZM159 179H158V178ZM162 177V178H161ZM243 177V178H242ZM242 178V179H241ZM241 178L240 177H237L236 176V178H232V179H229V180H226V182L225 181H222V182H215L216 184H214L213 186H211V185H209V186H205L204 184H203V186H201V187H198V188H192L191 189V196H187L188 198H187V201H186V204L184 205L186 208L185 209H183V210H185L184 211V216H183V220H181L180 219V221H182V223H180V221H179V223H178V225H176L175 227V229H174V231H176V232H174V235H173V242H170V243H167V245L168 246H170V247H167L166 249H165V246H161L160 247V243H155V246L153 247L152 245L153 244H150L149 246L147 245V244H145V245H147L148 247H150L149 249H151L150 251H149V249H147L148 251H149V253H151V255H152V253L154 254L155 253V250H157L158 249V247H157V245L159 246V249H158V257L160 256V258H158V260H156L157 259V257H156V259H152L153 261H157V262H155V263H153V261L151 260V262L153 263V264H159V263H161V264H176V263H178V264H189V263H192V264H218V263H215L214 262V260L212 259V261L208 258L207 259V257H205V258H201V257H204V256H201V257H199V256H191V255H189V256H185V254H184V256H182L181 258H183V259H179L180 261H177L176 259H173V258H175L176 256H180V254L181 253H179L177 250H178V247H176V245H178V242H179V240L180 241H182L183 239H184V241L185 240H188V239H190V238H192L193 237V234L195 233V231L196 230H198L199 228V225L201 226L202 225V223L204 224V222H203V220L202 219H204V217L203 216H206L205 218H207V215H206V212L208 211L209 212V209L211 210V208L212 207H214L215 206V209H216V206H217V211H219L220 212V214H219V212H217L218 213V217H217V219H220L219 217H221L222 218V220L220 219L219 221H224V220H226L228 217V219L226 220V222L228 223V222H230L231 221V218H230V216H229V214H231V208H229V207H231V203H229V202H231L232 201V196L235 194V193H239V192H241L240 190H239V187L242 185V184H244V183H250L252 180H254V178L255 177H253V176H250V177H245V176H241ZM88 179V180H89ZM151 181V182H150ZM88 182H90V184L88 183ZM87 183L89 184V185H86V186H88V188H89V191H90V188L91 187H93L92 185H93V182H92V178L88 181ZM160 184H159V183ZM228 183V184H227ZM156 184V185H157ZM251 184V183H250ZM225 185H226V188H225ZM230 186V187H227V186ZM86 186H85V188L84 189H86ZM162 186V187H161ZM211 186V187H210ZM112 188H114V187H112ZM201 188H203V189H201ZM231 188V189H230ZM250 188H252L254 191H256L257 190V188H254V186L252 185V186H250ZM92 190H93V188H91ZM105 189V187L103 188V190ZM143 189H144V187H143ZM154 189V188H153ZM224 189H230V190H227V194H225L223 191H225ZM87 189H86V192H89ZM192 191H194V192H192ZM220 191V193H217V192H219ZM258 191V190H257ZM256 191V192H257ZM91 192V191H90ZM197 192V193H196ZM193 193V194H192ZM234 193V194H233ZM88 194H90V193H88ZM87 194V195H88ZM92 194H93V192H92ZM92 194H91V196H92ZM218 194V195H217ZM233 194V195H232ZM196 195H197V197H196ZM215 195L217 196V197H215ZM76 196H77V198H79V197H81V196H83V194L82 195H80V192H79V194L77 195L76 194ZM93 196L94 197H92V198H96L95 197V195L93 194ZM135 196H136V194H135ZM203 196V197H202ZM222 197V198H220V197ZM226 196V197H225ZM230 198H229V197ZM88 197V196H87ZM89 197H90V195H89ZM192 199H191V198ZM201 197V198H200ZM131 198H132V200H131ZM131 198H128V201H127V206L124 208V209H122L121 210V212L123 213H125L126 215H125V217H127V218H125V220H124V226H123V223H122V225L120 224V223H118V224H120V225H116V227H115V232H120V234L119 233H116V234H114L113 236H114V238L112 239H109L108 240V238H103V237H101L102 239H103V241H101V240H99L98 241V239H100L99 237H96V238H98V239H96V242H99L98 244L96 243V242H94L95 241V238H94V235H95V232L97 231V229H98V227L97 228H95V227H93L94 226V224L97 226V224L99 225L100 224V222L98 221V219L99 218H95V217H93V218H95L94 219V224L92 225V224H90L92 227H93V229L94 230H96V231H94L93 233H94V235H92L91 237H93V238H91L92 240H93V242L91 241V245H92V243H94L93 245L94 246H92V248L90 249L92 252H88L89 253V255H88V253H86V254H84V252H82L81 253V258H80V256L79 257H77V259H76V257H75V259H72L73 261H71L70 262V264H128V262L131 264V263H133L134 264V256L133 255H135L136 256V254H135V250H137L138 251V248L139 247H141L140 249H142V250H144V251H140V252H145L146 251V246L145 247H143L142 248V244H139L138 242H140V241H142V240H138V235L137 234H135V232L136 231H132V229L134 230V224H133V222L132 221H130V220H132L131 218L133 217H135L134 215H133V210H131L132 209V207L134 208V211L136 210L135 208H137V207H135V206H133L136 202H137V198H133V196H131ZM196 198V199H195ZM213 198V199H212ZM81 199V200H80ZM79 200H78V203H77V205L79 204V202L80 203H83V201L84 202H87L88 200L87 199H85V200H87V201H85V200H83L82 201V197L80 198ZM89 199V201H90V199L91 198H88ZM94 199H92L93 201H94V203H101V202H95V200ZM96 199H98V198H96ZM194 199V200H193ZM130 200H131V202H130ZM191 200V201H190ZM197 200V201H196ZM220 200V201H219ZM100 201V200H99ZM139 201V200H138ZM212 201V202H211ZM216 201L218 202V204L216 203ZM92 202V201H91ZM139 202H141V201H139ZM190 204H189V203ZM196 202V203H195ZM224 202V203H223ZM75 203V204H76ZM93 203V204H94ZM138 203V202H137ZM200 203V204H199ZM206 203V204H205ZM214 205H213V204ZM92 204V205H93ZM97 204V205H98ZM139 204V203H138ZM79 205H81V204H79ZM92 205H91V207H92ZM130 205V206H129ZM221 205V206H220ZM227 205V206H226ZM259 207L261 208L262 206H263V208H264V203H262V202H260L259 204ZM262 205V206H261ZM99 206H102V205H98L97 207L94 205V210L92 211V209H93V207L91 208V210L89 209L88 211H92V212H96L97 211V213H102V212H104V211H102V209L100 208L99 209ZM200 206V207H199ZM204 206V207H203ZM205 206H208V207H205ZM196 207V208H195ZM225 207H227V208H225ZM258 207V208H259ZM200 208V209H199ZM81 209H83L82 208V206L80 207V210ZM97 209V210H96ZM186 209L188 210V212L186 211ZM196 211H195V210ZM221 209V210H220ZM225 209V210H224ZM226 209H228V210H226ZM84 210V209H83ZM100 210L102 211V212H100ZM194 210V211H193ZM206 210V211H205ZM230 210V211H229ZM87 211V210H86ZM129 211H131V212H129ZM224 211V212H223ZM226 211V212H225ZM230 213H229V212ZM108 211H105L104 212V214H106ZM228 212V213H227ZM123 213V214H124ZM132 213V214H131ZM193 213V214H192ZM200 215H202V216H200ZM225 215H223V214ZM226 213H227V216H226ZM103 214V213H102ZM109 214H112L111 213V211H109ZM198 214V215H197ZM208 214V213H207ZM95 215V214H94ZM188 215H190V216H188ZM252 215V214H251ZM262 216L264 215V214H261ZM261 215L260 214H257L256 215V217H255V219H254V221H252V222H249L248 223V226H249V228H251V229H249V230H253V232L255 231L256 232V235L254 236V234H255V232H254V234H253V237L254 238H257V239H261V238H263V234H262V232H263V229H261L260 228V218H261ZM131 216V217H130ZM215 216H217V215H215ZM254 215H252V217H253ZM128 217H130V219L128 220ZM189 217V218H188ZM192 217V218H191ZM199 217H203V218H199ZM93 218H92V220H93ZM216 218V217H215ZM262 218H264V216L262 217ZM127 219V220H126ZM195 219H196V221H195ZM224 219V220H223ZM95 220H97V221H95ZM134 220V219H133ZM187 220V221H186ZM190 220L192 221V222H190ZM198 220V221H197ZM230 220V221H229ZM127 221V222H126ZM129 221L130 222H132V224L131 223H129ZM184 221H186V222H184ZM205 221V220H204ZM206 221H208V220H206ZM98 222V223H97ZM126 222V223H125ZM176 222H178V221H176ZM225 222V221H224ZM239 223H238V225L239 224H241L242 222L241 221H238ZM91 223V222H90ZM127 223H129V226H128V224ZM185 223V224H184ZM195 225H194V224ZM131 224V225H130ZM180 224V225H179ZM182 224V225H181ZM205 224H206V222H205ZM204 224V225H205ZM235 224L236 223H234L233 222V225L231 226V228L230 229H232L233 227H235ZM89 225V226H90ZM125 226H127V227H130L131 226V229L129 230L127 227H125ZM133 226V227H132ZM177 226H179V227H177ZM193 226V227H192ZM195 226V227H194ZM230 226V225H229ZM229 226H227V228L229 227ZM258 226V227H257ZM35 229H34V231H32L31 232V235H29L30 237L29 238H26V240H24V241H22L21 243H20V241H18V243H15V244H13V242L10 244L12 247H10V245L7 247V249L5 250V251H0V264H68V262H67V260H65V262H64V258H65V253L67 254V252H66V250L68 249V246H69V244L68 243H66L67 242V240H69V238H67L69 235L66 233V234H64V237H66V238H64L63 237V233H62V236L61 237H63L64 239H60V237H55V239H51L52 237H50V236H52V235H50V234H47V232L46 233H44V231H46V229H42V227H44V226H41V224H36L35 226H33ZM37 227H39V228H41L42 230H44L43 232H42V230L40 229L39 230V228H38V230H37ZM157 227V226H156ZM45 228V227H44ZM91 228V227H90ZM90 228H88V229H90ZM117 228V229H116ZM121 228H126L127 229V232L128 233H126V231H125V229L123 230V229H121ZM158 228V227H157ZM171 228V227H170ZM190 228V229H189ZM238 228H239V226H238ZM259 228V229H258ZM92 229V228H91ZM90 229V230H91ZM177 229H180V230H177ZM33 230V229H32ZM119 230V231H118ZM121 230V231H120ZM192 230V231H191ZM233 230V229H232ZM42 233V235H41V233ZM89 231V230H88ZM183 231V232H182ZM242 231H244L245 232V230H242ZM36 232V233H35ZM91 232H92V230H91ZM91 232L89 231V233L91 234ZM123 232V233H122ZM134 234H133V233ZM194 232V233H193ZM37 233H38V235H40V236H38L37 235ZM92 233V234H93ZM131 233H132V235H131ZM225 233H227L228 234V231H226ZM230 233V232H229ZM43 234L46 236L45 238L47 239V240H45L44 238L42 239L41 238V236H43ZM47 234V235H46ZM79 234H80V232H79ZM122 234V235H121ZM129 236H127V235ZM176 234V235H175ZM183 234V235H182ZM261 236H260V235ZM48 235H50V236H48ZM61 235V234H60ZM59 235V236H60ZM125 235L128 237V238H132V239H134L135 240V238H133L134 236H137L136 237V239H137V243L136 242H134V240H131V241H133V242H131V243H135L137 246H138V248H137V246L134 244V245H132L130 242L128 243V241H129V239L127 238H125ZM178 235V236H177ZM180 235V236H179ZM190 235V236H189ZM230 236H231V234H229ZM259 235V236H258ZM37 236L39 237V238H37ZM97 236H98V234H97ZM131 236V237H130ZM133 236V237H132ZM192 236V237H191ZM47 237H50V239L52 240V241H54V242H52V241H49V243L47 244V242H48V238ZM53 237H54V235H53ZM175 237H178V238H176V240H175ZM227 237H228V235H227ZM249 238L250 237H252V236H248ZM260 237V238H259ZM57 238V239H56ZM49 239V240H50ZM90 239V240H91ZM106 241H105V240ZM248 239V238H247ZM38 240V241H37ZM41 240V241H40ZM45 240V241H44ZM63 240H65L63 243H62V241ZM108 240V241H107ZM127 240V241H126ZM46 242V243H40V242ZM56 241H57V243H56ZM125 241H126V243H125ZM162 241V240H161ZM177 241V242H176ZM184 241H182V242H184ZM234 241V240H233ZM160 242V241H159ZM211 242V241H210ZM24 243V244H23ZM61 243V244H60ZM64 243H66V245L65 246H67V249L64 251V249L66 248L64 245H62V244H64ZM80 243H82L81 241H80ZM95 243L97 244V245H95ZM101 243H103V245L101 244ZM128 243V244H127ZM173 243H174V245H173ZM212 243V242H211ZM233 243H238V242H233ZM52 244V245H51ZM68 244V245H67ZM129 244H131V247L129 246ZM217 244L218 243H216V244H211L212 246H211V248L214 246V247H216L217 246ZM62 245V246H61ZM102 245V246H101ZM141 245V246H140ZM162 245V244H161ZM250 245V246H249ZM249 245H247V246H249V247H254V245H251V244H249ZM97 246H99V247H101V248H97ZM107 246V247H106ZM136 246V248H134V247ZM81 247H82V245H81ZM103 247V248H102ZM124 247V248H123ZM157 248V249H156ZM124 249V250H123ZM135 249V250H134ZM161 249V250H160ZM164 249V250H163ZM61 250V251H60ZM69 250V249H68ZM134 250V251H133ZM168 250V251H167ZM124 251H126V253L124 252ZM154 251V252H153ZM160 251V252H159ZM161 251L163 252V254H161ZM62 252H65V253H62ZM128 252H130V253H128ZM166 252V253H165ZM171 252V253H170ZM137 253V252H136ZM147 254H148V252H146ZM157 253V252H156ZM156 253H155V256H156ZM165 253V254H164ZM138 255L140 254V253H137ZM167 254V255H166ZM83 255H85V256H83ZM88 255V256H87ZM138 255L135 257V258H137L138 257ZM164 255V256H163ZM199 255V254H198ZM153 256V255H152ZM162 256V257H161ZM175 256V257H174ZM79 258V259H78ZM132 258L134 259V260H132ZM152 258H154V256L152 257ZM172 258V259H171ZM170 259V260H169ZM185 259V260H184ZM264 259V258H263ZM262 259V260H263ZM75 260V261H74ZM130 260L132 261V262H130ZM137 260H138V258H137ZM134 261V262H133ZM161 261V262H160ZM173 261V262H172ZM190 261V262H189ZM181 262V263H180ZM183 262V263H182ZM210 262V263H209ZM212 262V263H211ZM262 262V264H264V260L263 261H261ZM135 263H137V262H135ZM151 263V264H152ZM138 264V263H137ZM150 264V263H149Z\"/></svg>",
  "mask_w": 264,
  "mask_h": 264
}]
</instances>
